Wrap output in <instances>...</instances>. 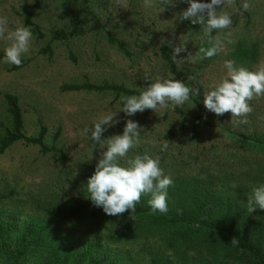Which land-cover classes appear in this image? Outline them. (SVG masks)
I'll use <instances>...</instances> for the list:
<instances>
[{"label": "rangeland", "instance_id": "374dc122", "mask_svg": "<svg viewBox=\"0 0 264 264\" xmlns=\"http://www.w3.org/2000/svg\"><path fill=\"white\" fill-rule=\"evenodd\" d=\"M248 2V11L242 8L244 0L218 9L227 11L233 21L229 29L212 32L213 37L224 40V51L194 63L188 54L211 45L202 39L201 25L179 19L189 6L187 0H172L170 5L150 0V7L145 0H0V15L8 17L10 29L23 24V14L30 9L44 32L43 39L33 36L20 68L13 70L0 58V137L12 125L5 93L17 96L26 135L36 136L41 123L47 128L44 142L50 146L59 131L55 151L41 154L38 145L18 141L0 154V220L15 217L20 224L45 222L55 239L53 245L81 250L90 244L100 253L117 257L118 264H237L206 242L174 239L173 232L149 222L129 232L116 231L106 218L92 217L88 209L78 217H69L66 209L70 203H84L89 198L86 184L94 173L87 165L96 167L106 150L98 145L95 152L83 129L94 127L97 119L110 113H116L114 120L119 122L106 127L103 134L107 139L122 135L129 119L141 128L140 143L120 160L121 165L147 153L159 158L160 167L173 178L168 206L177 205L182 197L181 204L187 207L194 192L208 189L220 195L221 205L231 196L232 206L247 207L253 189L264 185V98L250 102L254 111L247 124L236 123L231 113L217 116L205 108L203 100L209 86L226 75L225 60H235L250 70L264 62V0ZM74 26L75 36L50 43V56L39 52L55 30L68 31ZM107 32L120 39L130 55L111 45ZM229 39L234 43H227ZM184 41L187 52L179 54L178 68L199 94L183 107L169 106L157 113L146 109L129 117L120 111L122 95L62 88L90 81L142 92L157 77L175 78L160 57V46L175 47ZM7 46L8 42L0 41V54L4 55ZM170 129L177 132L166 138ZM166 140L168 148L161 151ZM143 196L149 205L150 195Z\"/></svg>", "mask_w": 264, "mask_h": 264}, {"label": "clouds", "instance_id": "9594fccd", "mask_svg": "<svg viewBox=\"0 0 264 264\" xmlns=\"http://www.w3.org/2000/svg\"><path fill=\"white\" fill-rule=\"evenodd\" d=\"M165 4H171L172 0H163ZM189 6L180 16V20H189L192 24H199L203 28V37L211 47H200L193 57V62H198L218 55L224 51V40L219 35L213 37L212 32H220L229 29L233 23L231 15L227 11H218L224 6L232 7L235 0H210L204 3L200 0H187ZM145 6L150 7V0H145ZM244 11L251 8L248 0L242 4ZM164 9H162L163 11ZM231 36V32L227 33ZM0 41L8 42L4 48V63L22 65L23 57L29 53L33 32L29 26L19 24L14 29L9 28V20L6 15H0ZM227 43H234L231 39ZM187 41L179 43L173 49V59L181 52H187ZM223 67L226 75L218 82H213L210 91L204 94L205 108L221 116L231 113L232 118L238 124H247V117L254 111L251 106L253 99L264 98V62H261L256 70L238 65L235 60H225ZM193 79V77H189ZM145 80H150L145 75ZM199 90L187 85L184 81L175 78H155L139 95H122L120 102L123 111L131 117L136 113H143L146 109L158 112L171 106L183 107L190 97L198 95ZM116 113L101 116L94 123V127H85L82 134L91 133V139L105 149L101 153L94 174L87 181L89 199L96 207H101L109 216H119L130 210V218L134 219L136 205L140 203L142 195H150L148 204L151 211L167 214L169 211L167 197L168 188L174 181L170 174H165L160 167V159L152 158L147 153L136 155L127 159V166L120 163L128 153L140 143L141 128L138 122L131 119L126 121L122 135H113L108 139H102L106 127L114 126L118 120H114ZM166 140L161 145V151L168 148ZM247 211L252 213L257 208L264 210V185L253 189L247 198ZM232 244L238 243L236 238Z\"/></svg>", "mask_w": 264, "mask_h": 264}, {"label": "trees", "instance_id": "16d2710c", "mask_svg": "<svg viewBox=\"0 0 264 264\" xmlns=\"http://www.w3.org/2000/svg\"><path fill=\"white\" fill-rule=\"evenodd\" d=\"M23 16V24L31 28L34 38L36 40L43 39L44 32L33 20L32 11L30 9L26 10ZM76 33V26L68 31L55 30L50 41L39 52L50 56L52 54L50 46L52 41L68 40ZM106 36L107 41L115 46L117 50L125 55H130L129 50L120 39H117L110 32H107ZM173 49L174 47L163 43L160 46V57L167 63L169 71L175 79L184 81L189 85L186 77L178 68L179 55L175 61L173 59ZM70 56L74 60L71 54ZM0 58L4 59V55L0 54ZM24 62L23 59L22 65ZM21 66L12 65L11 68L16 70ZM62 88L74 91H112L116 95L140 94V91L122 85L95 84L90 81L81 84H65ZM4 98L12 125L0 137V154L18 141L38 145L41 154L55 151L54 142L58 138L59 131L54 134L53 144L50 146L44 142L47 128L41 123L36 136L26 135L23 131L22 111L17 96L5 93ZM190 99L196 101L194 96ZM119 103L122 105L120 99ZM183 128L184 125L181 124L180 131ZM176 132V130L170 129L165 137H172ZM241 136L245 137L244 135ZM88 138L94 146V151L98 152V144L91 139L90 132ZM102 139H107L104 134ZM87 168L94 173L96 167L87 165ZM190 198L187 207H185L186 205L182 206L183 198L179 197L177 205L168 206L169 211L167 214H161L158 211L153 214L150 205H145L147 199L142 195L140 203L136 205L134 219L130 218V210L119 216H109L101 207L93 208L94 205L89 198L84 203L68 204L66 213L69 217H78L84 210L88 209L92 217L106 218L112 229L124 232H129L139 226H144V222H149L151 225L161 226L169 233L173 232L174 239L206 242L209 247H215L214 249L221 251L224 257L237 264H264V210L257 208L249 213L247 207L232 206L231 203L234 200L231 196L226 199L225 206L221 205L220 195L212 194L208 189L194 192ZM14 218L8 221L0 220V264H118L117 257H111L106 252L100 253L95 246L90 244L82 247L81 250L68 245H53L52 241L55 239L48 234V225L45 222L34 221L20 224ZM150 224L146 225L149 226ZM48 237H51V239L49 240ZM233 238L238 241L235 245L231 243ZM43 251L46 252L45 256H42Z\"/></svg>", "mask_w": 264, "mask_h": 264}]
</instances>
